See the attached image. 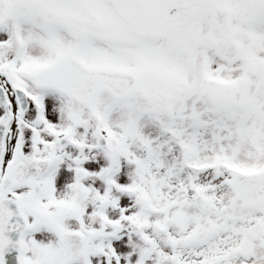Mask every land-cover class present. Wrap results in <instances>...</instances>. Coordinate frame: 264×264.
I'll list each match as a JSON object with an SVG mask.
<instances>
[{"label": "snow or ice", "instance_id": "6c2138e0", "mask_svg": "<svg viewBox=\"0 0 264 264\" xmlns=\"http://www.w3.org/2000/svg\"><path fill=\"white\" fill-rule=\"evenodd\" d=\"M0 264H264V0H0Z\"/></svg>", "mask_w": 264, "mask_h": 264}]
</instances>
